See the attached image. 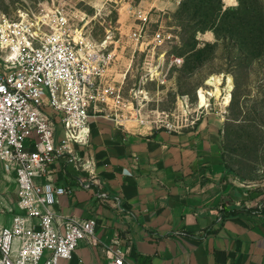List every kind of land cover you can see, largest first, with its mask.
<instances>
[{
	"label": "rangeland",
	"instance_id": "1",
	"mask_svg": "<svg viewBox=\"0 0 264 264\" xmlns=\"http://www.w3.org/2000/svg\"><path fill=\"white\" fill-rule=\"evenodd\" d=\"M220 4L223 10L236 9L240 2L0 0V21L19 22L29 13V26L24 20L15 28L20 30L15 48L26 40L24 30L28 35L44 15L61 12L73 34L82 30L85 39L78 37L88 52L103 60V84L121 88L124 105L117 110L128 125L136 120L137 126L179 129L203 116L221 119L227 165L249 186L242 202L264 208V34L248 56L239 34L228 37L221 27ZM236 16L230 15V21ZM216 87L220 95L214 93ZM201 96L206 106H200ZM9 222L10 216L0 213V223Z\"/></svg>",
	"mask_w": 264,
	"mask_h": 264
},
{
	"label": "crops",
	"instance_id": "2",
	"mask_svg": "<svg viewBox=\"0 0 264 264\" xmlns=\"http://www.w3.org/2000/svg\"><path fill=\"white\" fill-rule=\"evenodd\" d=\"M90 127L79 152L121 208L102 201L97 186L82 187L78 177L87 172L58 158L44 179L73 191L55 210L98 220V243L80 241L59 264H110L113 239L124 264H264V208L242 202L249 186L227 165L221 119L203 116L179 129L130 127L101 113L91 114Z\"/></svg>",
	"mask_w": 264,
	"mask_h": 264
},
{
	"label": "built area",
	"instance_id": "3",
	"mask_svg": "<svg viewBox=\"0 0 264 264\" xmlns=\"http://www.w3.org/2000/svg\"><path fill=\"white\" fill-rule=\"evenodd\" d=\"M24 20L22 15L9 27L0 21V213L10 216L9 224L0 223V264H59L72 258L80 241L98 243V220L58 213L59 197L73 188L44 177L62 157L87 172L78 177L82 187L97 186L102 201L121 208L120 198L110 197L91 160L79 151L90 141L91 114L118 120L124 98L121 88L103 84V60L88 52L61 12L36 21L15 49L11 24ZM224 208L220 205L221 214ZM118 244L113 239L108 246L110 264H124Z\"/></svg>",
	"mask_w": 264,
	"mask_h": 264
},
{
	"label": "trees",
	"instance_id": "4",
	"mask_svg": "<svg viewBox=\"0 0 264 264\" xmlns=\"http://www.w3.org/2000/svg\"><path fill=\"white\" fill-rule=\"evenodd\" d=\"M239 7L236 9L227 8L223 10V5L220 4L218 11L220 12L221 27L225 29L226 36L235 37L239 40L241 48L249 53L254 50L255 42L263 39L261 31L264 28V0H239ZM187 3V2H186ZM192 2L188 3L187 10L192 6ZM230 15H237L235 20L230 21ZM219 26V25H218ZM217 37L220 36L218 27H214Z\"/></svg>",
	"mask_w": 264,
	"mask_h": 264
},
{
	"label": "bare ground",
	"instance_id": "5",
	"mask_svg": "<svg viewBox=\"0 0 264 264\" xmlns=\"http://www.w3.org/2000/svg\"><path fill=\"white\" fill-rule=\"evenodd\" d=\"M9 25H10V23H7L6 25H4L5 27L7 26V27H9ZM15 25V26H14ZM19 25H21V24H11V29L13 30V32H15L17 35L18 34H20V30H18V29H15V28H17ZM25 25H23V27H24ZM25 31V33H26V30H24ZM24 32L23 33H21V35H23L24 36V39H27V35L25 34ZM78 36H80L81 35V38L82 39H85L84 37H82V30H80V28L78 29ZM78 36H76V38H79ZM86 41V40H85ZM84 41V42H85ZM18 46L19 45H17V44H15V48L17 49L18 48ZM212 81V80H211ZM228 82L230 83L229 84V86L232 88L233 87V85H232V78L231 77H229V80H228ZM219 83H221V81H220V79H219ZM214 93H216V94H218V95H220L221 94V89H220V87H216V90H215V92ZM213 93V94H214ZM231 95H232V93L231 92H228L227 93V95L225 96V99H227V102L229 103L230 102V99H231ZM207 105V101H206V98L204 97V96H201L200 97V106L201 107H203V106H206ZM136 120H133V122H135ZM131 123L130 124V127H133V125H135V123Z\"/></svg>",
	"mask_w": 264,
	"mask_h": 264
}]
</instances>
